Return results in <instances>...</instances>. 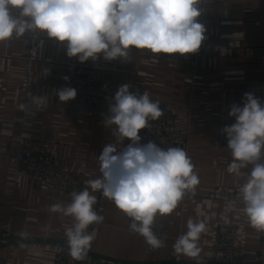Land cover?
<instances>
[{
    "label": "crops",
    "instance_id": "1",
    "mask_svg": "<svg viewBox=\"0 0 264 264\" xmlns=\"http://www.w3.org/2000/svg\"><path fill=\"white\" fill-rule=\"evenodd\" d=\"M199 7L203 11L197 19L206 28L200 50L185 55L161 54L155 63L153 54L137 49L130 50L129 60L106 61L101 55L96 61L80 62L67 56L66 42L40 33V61L34 66L30 84L22 45L14 37L0 43V133L4 136L0 218L11 222L14 229V236L0 248V260L7 264H55L58 254L68 250L64 233L73 223L71 217L49 210L52 204L69 202V195L51 193L30 179H15L11 155L27 141H42L61 169L84 179V189L87 180L101 176L98 157L115 139L113 127H105L104 117L119 87L128 84L132 92H148L180 126L190 129L186 152L200 184L194 193L186 194L173 213L156 217L153 226L163 223L171 239L152 252L142 236L128 230L129 217L107 200L103 223L89 227L97 235L85 259L111 264H220L218 232L221 227H232L244 264H264L262 233L248 225L239 211L241 206L209 199L219 188L238 193L251 170V165L242 169L244 175L239 177L227 172L232 156L220 142L218 131L228 121L231 106H242L245 93L264 101V0H208ZM71 63L118 69L106 74L103 86L111 93L99 101L92 115L65 107L59 100L57 93ZM93 194L97 211L101 192ZM189 218L204 220L209 229L201 236L198 258L177 257L173 248L177 237L187 231ZM21 232L27 233V238H22Z\"/></svg>",
    "mask_w": 264,
    "mask_h": 264
},
{
    "label": "clouds",
    "instance_id": "2",
    "mask_svg": "<svg viewBox=\"0 0 264 264\" xmlns=\"http://www.w3.org/2000/svg\"><path fill=\"white\" fill-rule=\"evenodd\" d=\"M207 2L0 0V43L39 32L66 42L67 56L80 62L96 61L101 55L106 61L129 60L130 50L137 49L153 54L155 63L161 54L185 55L200 50L206 28L197 18L203 11L199 6ZM57 94L61 102H67L75 99L77 92L65 87ZM163 114L160 102L153 101L146 91L132 92L130 85L124 84L115 93L103 121L105 127H113L115 139L98 157L101 176L87 180L83 190L71 192L69 202L49 208L73 219L64 234L74 261L85 260L96 239V231H89V227L104 221L94 208L97 197L93 193L97 191L131 219V232L142 236L153 249L163 246L164 241L153 230L156 217L173 213L186 194L194 193L200 184L195 165L183 148L165 149L152 141L140 143V131ZM229 116L235 122L222 129L232 156L227 172L239 177L244 175L242 169L251 165L238 190L242 203L239 211L252 229L264 233V101L245 93L242 106L233 104ZM125 141L130 143L117 147ZM186 228L175 240L174 251L177 257L198 258L202 252L199 242L208 226L202 219L189 218ZM20 235L28 236L25 232Z\"/></svg>",
    "mask_w": 264,
    "mask_h": 264
},
{
    "label": "built area",
    "instance_id": "3",
    "mask_svg": "<svg viewBox=\"0 0 264 264\" xmlns=\"http://www.w3.org/2000/svg\"><path fill=\"white\" fill-rule=\"evenodd\" d=\"M14 40L22 45L23 58L26 64V71L29 76V83L34 79V66L40 61V42L39 32H28L23 37ZM118 69L97 67H82L76 64L66 66L67 79L64 78L63 86L72 87L76 90L75 99L62 102L65 107H74L82 110L87 115H92L99 101L111 93V89L103 86V81L108 73H117ZM163 115L155 121H150V127L142 129L140 143L146 144L152 141L162 148L180 147L185 151L189 146L190 129L179 125L177 119L166 109H163ZM235 122L233 117L219 128L218 135L220 142L227 145L226 134L222 129ZM4 136L0 133V153ZM11 161L15 168V179H30L35 183H41L54 194H68L73 191H81L84 186V179L72 172L60 168L57 159L50 152L46 143L38 140L27 141L26 144L19 146L11 155ZM209 199L225 204H234L242 206L238 199V193L235 189H216L210 193ZM103 197L97 206V212L104 216L106 212V201ZM1 211V207H0ZM131 219L129 218L128 230ZM155 234L164 241L163 248L171 239L163 223H157L153 226ZM130 231V230H129ZM131 232V231H130ZM133 233V232H131ZM136 234V233H133ZM138 235V234H136ZM14 236V229L11 222L3 221L0 218V248L8 243ZM140 236V235H138ZM236 231L232 227H221L218 232V262L220 264H244V257L240 254L236 243ZM262 243L264 246V233H262ZM150 246L148 251L152 252ZM0 264H7L0 260ZM55 264H111L97 259H85L83 261H74L68 254V250H62L57 257Z\"/></svg>",
    "mask_w": 264,
    "mask_h": 264
}]
</instances>
